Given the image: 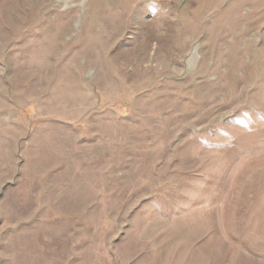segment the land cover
Instances as JSON below:
<instances>
[{
	"label": "rangeland",
	"instance_id": "obj_1",
	"mask_svg": "<svg viewBox=\"0 0 264 264\" xmlns=\"http://www.w3.org/2000/svg\"><path fill=\"white\" fill-rule=\"evenodd\" d=\"M0 264H264V0H0Z\"/></svg>",
	"mask_w": 264,
	"mask_h": 264
},
{
	"label": "bare ground",
	"instance_id": "obj_2",
	"mask_svg": "<svg viewBox=\"0 0 264 264\" xmlns=\"http://www.w3.org/2000/svg\"><path fill=\"white\" fill-rule=\"evenodd\" d=\"M24 9V8H23ZM20 12H22V11H20ZM143 63V62H142Z\"/></svg>",
	"mask_w": 264,
	"mask_h": 264
}]
</instances>
